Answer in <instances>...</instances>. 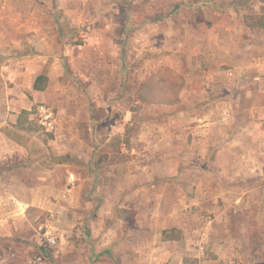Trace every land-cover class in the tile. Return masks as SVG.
Instances as JSON below:
<instances>
[{"label":"rangeland","instance_id":"1","mask_svg":"<svg viewBox=\"0 0 264 264\" xmlns=\"http://www.w3.org/2000/svg\"><path fill=\"white\" fill-rule=\"evenodd\" d=\"M260 15L264 0H0V101L31 89L23 64L51 76L48 90L26 92L32 119L22 111L15 124L31 130L23 141L33 148L22 183L0 181V264H154L167 243L151 221L166 225L161 211L172 203L167 191L156 196L160 181L137 184L144 129L178 113H229L220 122L227 131L230 113H264V94L244 90L256 89L245 74L243 93L229 83L235 57L257 67L264 54L262 31L246 27ZM247 39L254 46L241 49ZM191 82L197 89L187 96ZM93 97L107 106L95 121ZM214 137L223 143L227 134ZM249 152L211 146L191 157L186 264H198L203 246L202 264H264V215L251 214L264 211V167L237 162Z\"/></svg>","mask_w":264,"mask_h":264},{"label":"crops","instance_id":"2","mask_svg":"<svg viewBox=\"0 0 264 264\" xmlns=\"http://www.w3.org/2000/svg\"><path fill=\"white\" fill-rule=\"evenodd\" d=\"M216 14L223 15V10L217 8ZM233 15H236V12ZM233 15H231V18H234ZM247 18L250 19L251 16H248ZM244 19L245 17L242 18L243 23H245ZM238 22H240V20H235V24ZM248 25L249 26H244L262 31L263 38L261 42L263 44L262 49L264 50V26L254 25L251 23ZM254 43L255 41L253 39H247L245 44L242 43L240 47L242 49L244 46V48L248 50L254 46ZM232 53L233 52H230V54ZM232 57H235L234 53L231 55V58ZM239 59L243 62L240 63L236 61V57L233 60L234 62H231V64L234 65V67L229 70V74L232 76L229 79V83L232 86L231 90H235V88L238 87L239 94L243 91L244 87H240L243 86L245 81L240 77L245 74L246 78H249V80L254 82V87L256 89L248 90L247 88H244V90L246 89L248 93L250 92L251 94H253L255 91H261V93L264 94V54L260 57V61H257V67H252L254 61L251 60V57L241 55ZM248 60L250 61L248 62ZM23 69L27 70V74H29L32 83L30 85L31 89H26V91L21 89L25 98L23 97L22 100H19L12 96L9 97V99H3L0 101V181L15 180L18 181V183H22L23 179L20 178L18 173L21 170H25L26 172L29 170L28 165L25 164V161H27L29 158V155L31 154L30 149L33 147H29V143L28 145L25 144L23 139L27 138L24 134H29L31 130L15 124H17L21 118L20 114L22 111L28 114V118L32 119L33 113L31 110L36 103H34V100L28 97L27 93L30 91H32V93H36L48 90V86L51 83V76L49 73L39 70L32 71L27 69V65L25 64H23ZM255 70H257V74L254 73ZM41 75L46 77L45 87L43 89H38L35 87V83H37V77ZM260 80L261 82H259ZM257 82H259V88L256 87V85H258L256 84ZM205 84H207L206 81L203 82V89H207V85L205 87ZM196 85L197 84L192 82L190 85H187V96L195 95L194 91L197 89ZM231 95L234 97L236 96L235 93ZM92 101H97V104L95 102V104L92 106L93 112L91 115V118H93V121H95L98 119L96 113H99L103 110L106 112L107 106L105 105L106 103H102L98 97H93ZM231 105H234L233 102ZM252 105L249 109L254 112V106ZM261 108L262 111H264V103ZM39 109L43 111L45 106L42 105L39 107ZM106 114L107 113H103V115ZM228 114L229 113H225V115L224 113H178L175 118L176 120L173 119L175 116L168 115L167 117L170 121V125L167 123H156L154 124L156 126L148 125L145 127L144 132L143 129H141L138 133L140 135V133L143 132L141 137V146L143 149H137V155L133 159V164L137 166V168L138 162L140 161L139 169H135L134 171V175L137 176L136 178H138L137 184L147 185V180L150 183H156V181H160L161 187H156L154 185L156 196L158 198H162L167 191L168 194L166 195L170 198L172 203L169 207L165 208L164 211H161L163 214H168L165 219L167 223L166 225H160L158 221H151L152 227L150 230H156L158 236L162 237V242L167 243L162 247H158V249L165 248L164 250L161 252L158 251L156 254L152 255V262L154 264H186L185 260L187 258L185 256L188 255L189 252L184 247L185 243L183 240L186 232L184 231V225L182 224V215L187 213L189 206L191 205L187 200L189 197V193L187 191L188 187L185 186L183 182L184 180L186 181L190 178L189 175L187 176L186 171L191 163L195 164V162L191 160V157L193 158V156H195L196 150L205 148L209 149L211 146H214V149L218 147L221 149L222 146L223 149H245L246 151L250 152L249 154L245 153V157H242V159L239 158L237 160L239 164H241L243 167H253L254 165L258 167H264V113H230L231 120L234 118L235 122L233 126H230V130L225 131V129H222L223 127L221 126L222 124H220V122L221 117L226 119ZM93 131L94 128L91 130V139H93L94 143L95 138L93 136ZM230 131L232 132L230 133ZM224 133L227 134L225 141L223 143L221 141L218 142L217 139H215L216 137H214V134L224 135ZM241 136L245 138V141L239 140V137ZM219 144L220 146H218ZM196 154L197 162H199L198 165L200 164L201 166H205L206 160L203 159L204 155L202 156L200 153ZM15 162H18L16 169L11 168ZM199 172L200 171H198V173ZM262 173H264V170ZM247 174L251 175V172L247 171ZM257 174H259V172H257ZM163 183L164 186L162 185ZM146 187H139V190H149V188ZM261 187L263 188L262 191L264 192L263 185ZM249 190L251 191V195H254V192H256V187L250 188ZM251 195L249 194L250 197ZM246 199L249 200L247 197ZM18 202L21 204L26 203L22 198H20ZM182 204L185 206V209ZM21 208L24 209L23 207ZM21 208H19V212L14 210L13 213L20 214L21 216ZM216 208L219 215H221L223 213V208H220L219 206ZM160 209L161 207L157 208L156 212L154 213H159ZM0 210H2L1 205ZM254 213L264 215V211L262 213L260 208L257 210V212L252 210L251 214ZM0 216L3 217L2 214ZM152 218L155 220L154 215ZM17 220L22 219L21 217L19 219L15 218L13 221V226L18 224ZM261 220L262 223H264V217H262ZM3 225L4 219L0 217V229L3 228ZM223 225L226 224L223 223L221 228L224 227ZM166 229H169V231L172 232V237L165 238ZM204 250L205 246H203V249H197V256L200 258L197 261L198 264H202L204 262V259L202 258L205 256H201L204 253Z\"/></svg>","mask_w":264,"mask_h":264},{"label":"trees","instance_id":"3","mask_svg":"<svg viewBox=\"0 0 264 264\" xmlns=\"http://www.w3.org/2000/svg\"><path fill=\"white\" fill-rule=\"evenodd\" d=\"M255 19H256L255 23H251V24L264 26V16L260 15V17H256ZM45 81H46V77L44 75L38 76L37 83H35V87L38 89H43L45 87ZM169 232L172 233L171 231H169V229H167L165 233H169ZM172 236L173 234L170 235V237ZM165 238H169V235L165 236Z\"/></svg>","mask_w":264,"mask_h":264},{"label":"built area","instance_id":"4","mask_svg":"<svg viewBox=\"0 0 264 264\" xmlns=\"http://www.w3.org/2000/svg\"><path fill=\"white\" fill-rule=\"evenodd\" d=\"M75 179H76L75 174H74V173H71V174H70V181H71V182H74ZM53 242H55L54 239L51 240V243H53Z\"/></svg>","mask_w":264,"mask_h":264}]
</instances>
